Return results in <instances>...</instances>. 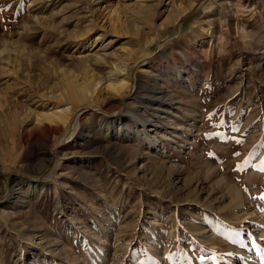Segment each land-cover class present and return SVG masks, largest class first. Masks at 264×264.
<instances>
[{
    "label": "rangeland",
    "instance_id": "374dc122",
    "mask_svg": "<svg viewBox=\"0 0 264 264\" xmlns=\"http://www.w3.org/2000/svg\"><path fill=\"white\" fill-rule=\"evenodd\" d=\"M141 1L0 0V264H264V0H198L182 18L194 0H165L155 30L126 8L157 2ZM100 35L114 45L83 52ZM124 62L134 90L67 146L38 125L63 76Z\"/></svg>",
    "mask_w": 264,
    "mask_h": 264
},
{
    "label": "bare ground",
    "instance_id": "6f19581e",
    "mask_svg": "<svg viewBox=\"0 0 264 264\" xmlns=\"http://www.w3.org/2000/svg\"><path fill=\"white\" fill-rule=\"evenodd\" d=\"M164 1L165 0H159V1L157 0V2H155V3L151 4V5H142V6L136 5L137 3H135V5L134 4H131V5H128L126 8L129 9V10H131L133 12V14L137 16L138 19L143 20V22L146 23L147 27L150 30H155L157 28V23H158L157 22V13H158V11L160 9L161 4L164 3ZM197 2H198V0H194V1H192L189 4V6H187V8H183V9L181 8L180 9L181 10L180 11L181 14L179 13L180 14V17L182 18L189 11H192L195 8ZM179 22H177V26L178 25L180 26V23ZM114 24L112 22L111 23H105L104 22L103 24L100 25L99 28H101V29L99 31L102 32V33H105V34L108 33V32L111 33V34L117 33V34H120V35H124V34L129 33V32L124 31L123 29L116 30V26L117 25H114ZM179 26H178V31L180 32L181 27H179ZM134 35H138V33L135 31ZM112 40L109 42V45L106 46V45H104L105 40L104 39H101V35H100V37H98L97 39L94 40V43L89 44V45L85 44L83 46V52H86V53H89V54L92 53L97 48L98 42H100L99 43L100 44L99 47L102 48L104 50V52H105V50L107 51L108 47L110 48L112 46V44H113V41ZM153 40H154V38H153ZM153 43H154V41H152V44ZM124 48H126V47H124ZM145 48H146V46H145ZM168 54L172 57V55H171L172 53L170 51H168ZM134 55H135V53H134ZM148 55H149V52L147 51L142 57L144 58V57H147ZM97 60H98V62L99 61H105L106 60V57H98ZM88 70H89V68H88ZM131 72H132V68H129V66L127 64H125V62H124V63H122L120 65L117 64L115 66V68H113L109 72V74H108L109 75V77H108L109 79H106L107 81L105 79H101V80L98 79V81L95 82V80L92 78V76H93L92 74H90L91 79H89V78L87 79L86 78V79L83 80L82 83H79L77 80H74L70 76H65V77L63 76V80H62L63 83H62V88H61L62 90H61V93L57 96V99H56L57 102H56V104L53 107H50V109H48V112L43 113L42 115H40L36 119L37 123H39L38 125L41 126L43 124V122L45 123L46 121L48 123H50L49 126H48V128H50V125H52L53 123H54L53 125H55V124L59 125L60 124L61 127H62V129H63V131H64L63 138L60 141L61 142L60 143V146L61 147L62 146L63 147L67 146L69 144V142H70L69 141V138L74 137V135L76 134L77 129L79 127L78 126L79 121H81L80 118L85 113H87L89 111H95V112H97V111L101 110V108L99 107L98 104L100 102L104 101L108 97H112V96H114V97H117L118 96L119 97V95L121 96L122 94H126L127 92H130V91H133L134 90V87L135 86H133V85L130 86V84H129L130 78H131L130 77V73ZM150 76L149 75H146V74H144L143 76L141 75L140 76V79H139V83H141L142 86L143 85H147V82H145L143 79H146V81H147V79H151ZM134 78L135 77L133 76V79ZM95 86H96V88H95ZM42 98H44V96ZM46 104H48V101H47ZM27 116L29 117V114H27ZM36 116H38V115H36ZM34 118H35V116H34ZM144 130H145V128H144ZM151 138L152 137L148 136V140H152ZM150 145L148 146L149 148H152L153 146H155V148H153L152 150H155L156 147L158 146V144L156 142H154V141H152V143H150ZM239 196H238V199L236 201V205L237 204L240 205L243 202L242 201L243 200L242 197L239 198ZM244 209H245V212H246L245 213V216L247 218L252 217L254 215V212H252L251 206L245 200H244ZM261 218H262V221L264 223L263 217H261ZM261 218H260V220H261ZM260 232H261V230L259 231V233ZM249 263H251V262H249Z\"/></svg>",
    "mask_w": 264,
    "mask_h": 264
},
{
    "label": "snow or ice",
    "instance_id": "6c2138e0",
    "mask_svg": "<svg viewBox=\"0 0 264 264\" xmlns=\"http://www.w3.org/2000/svg\"><path fill=\"white\" fill-rule=\"evenodd\" d=\"M9 7H11V6H9ZM0 11H3V9H0ZM213 115H215V113H209L208 114V119L209 120H211L212 119V117H213ZM234 131H239V129H233ZM207 135V134H206ZM236 143L237 144H239L240 143V140H236ZM209 155H211V153L209 154ZM241 154L239 153V152H234L233 153V156H236V157H238V156H240ZM262 163H264V161H262ZM241 167V165H237V168H240ZM262 171H264V169H262ZM262 199H264V197H261ZM229 255H231V253H229ZM186 259H187V264H193V260H192V258L191 257H185ZM212 259H215V257H211ZM205 259V257H203V256H200V257H198V260L199 261H203Z\"/></svg>",
    "mask_w": 264,
    "mask_h": 264
}]
</instances>
